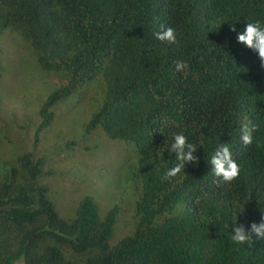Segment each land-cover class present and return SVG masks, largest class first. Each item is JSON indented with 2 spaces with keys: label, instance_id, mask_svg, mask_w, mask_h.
Returning <instances> with one entry per match:
<instances>
[{
  "label": "trees",
  "instance_id": "16d2710c",
  "mask_svg": "<svg viewBox=\"0 0 264 264\" xmlns=\"http://www.w3.org/2000/svg\"><path fill=\"white\" fill-rule=\"evenodd\" d=\"M257 20L264 0H0V34H20L34 65L58 80L41 120L19 129L37 144L58 107H88L55 154H36L27 136L26 151L0 169V264H264V240L230 238L264 219V63L236 39ZM160 24L176 30L175 44L155 38ZM242 126L254 129L248 145ZM177 133L203 146L198 164L166 178ZM221 144L240 165L230 185L208 163ZM112 147L110 171L68 165L58 178L67 187L49 179L60 154L107 160ZM62 193L77 205L69 219L55 204Z\"/></svg>",
  "mask_w": 264,
  "mask_h": 264
},
{
  "label": "rangeland",
  "instance_id": "374dc122",
  "mask_svg": "<svg viewBox=\"0 0 264 264\" xmlns=\"http://www.w3.org/2000/svg\"><path fill=\"white\" fill-rule=\"evenodd\" d=\"M23 42V38L18 33L6 30L0 34V67L2 71L0 79V169L9 166L12 162L8 163V161H13L18 151H26L23 139L27 138V136L28 147L33 149L36 154H40L43 150L53 152L56 144L63 143V132L66 134L69 130H73V126L76 125L75 120H77L78 128L82 126L84 122L82 119L84 117L82 114H79V111L88 109L83 104H79L81 108L75 105L70 108L64 106L58 107L56 119H54L48 129L41 133L42 137L35 144V132L31 130L25 133L23 129L32 126L33 118L36 122L41 120L36 111H39L42 105L43 99L46 96L44 94L46 90L48 93V89L52 88V83L58 82V80L54 75L44 74V71H41L34 65L31 51ZM93 106L94 102H91V107ZM19 124H21L23 129H19ZM74 128H77V126ZM22 131L24 134L18 136V139L17 137L14 138L9 148V145L6 144V142L8 143L7 139L15 137V132ZM83 134L84 132L78 136L74 132L71 134V137L83 138L81 137ZM90 136L93 137V134ZM90 136L87 138H90ZM79 146L81 147V145ZM10 153H13V155L9 157ZM53 153L50 154L53 156L55 154ZM98 154L100 153L94 155H86L80 152L60 154L56 162L50 163V169L55 174L53 173L49 179L55 184L59 183L66 186V183L64 184L58 178H60V168L68 165H72L84 173H96L98 170L104 172L110 171V165L115 161L116 157L114 147L110 150L107 160L105 158H98L97 156H100ZM100 159H103L104 163ZM71 168L68 167L66 169ZM84 185L87 187L85 181ZM90 187L91 185H88V188ZM81 193L84 194V191L81 190ZM106 202H110V205L114 204L111 199ZM73 203L74 199L64 193L60 194L59 199L55 201L60 215L66 219L71 218L75 214L77 205L75 206ZM73 208L74 212L72 213ZM127 231L129 232L128 229ZM118 237L117 233L114 234L110 243Z\"/></svg>",
  "mask_w": 264,
  "mask_h": 264
},
{
  "label": "clouds",
  "instance_id": "9594fccd",
  "mask_svg": "<svg viewBox=\"0 0 264 264\" xmlns=\"http://www.w3.org/2000/svg\"><path fill=\"white\" fill-rule=\"evenodd\" d=\"M233 30L235 29L233 28ZM155 38L167 44H175L177 42L176 30L160 24L159 31L155 32ZM236 39L244 47L255 51L262 63H264V24L258 20L247 22L243 30L237 34ZM187 68L188 64L186 62H175V69L178 72H185ZM253 130L247 126H242L240 140L243 144L248 145L252 143ZM198 145L203 146V141L200 143L190 142L188 137L182 133H177L172 136L171 143L166 145V151L175 155L177 163L167 170L166 178H174L180 175L188 163H192L193 165L198 164L199 158L195 155ZM156 155L160 157L162 152L158 150ZM208 163L211 165V171L217 178V183L230 185L240 175V165L233 159L228 144L218 146L208 160ZM234 207L238 209L239 202H234ZM253 234L258 239L264 240V219L259 223L252 222L248 229L243 225L234 226L230 238L236 245H245L246 243H251Z\"/></svg>",
  "mask_w": 264,
  "mask_h": 264
}]
</instances>
